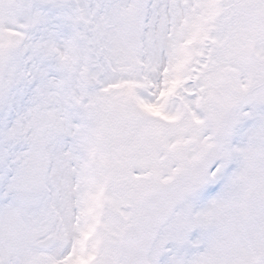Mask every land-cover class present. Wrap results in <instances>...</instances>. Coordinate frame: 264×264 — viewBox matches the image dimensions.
Returning a JSON list of instances; mask_svg holds the SVG:
<instances>
[{
    "label": "rangeland",
    "instance_id": "1",
    "mask_svg": "<svg viewBox=\"0 0 264 264\" xmlns=\"http://www.w3.org/2000/svg\"><path fill=\"white\" fill-rule=\"evenodd\" d=\"M260 50L264 0H0V264H118L142 195L196 167ZM238 120L151 264H264V108Z\"/></svg>",
    "mask_w": 264,
    "mask_h": 264
},
{
    "label": "water",
    "instance_id": "2",
    "mask_svg": "<svg viewBox=\"0 0 264 264\" xmlns=\"http://www.w3.org/2000/svg\"><path fill=\"white\" fill-rule=\"evenodd\" d=\"M86 83L90 89L98 85L93 78H88ZM252 105L264 106V80L249 88L229 106L216 133V143L207 148L193 173L170 178L143 197L140 211L121 236L120 264H149V254L162 228L180 206L208 185L212 171L220 161V151L238 125L235 120L237 111ZM50 231L49 227L33 231V243L38 249L47 251L52 248V239L48 236ZM43 237H46L44 241L37 242Z\"/></svg>",
    "mask_w": 264,
    "mask_h": 264
},
{
    "label": "bare ground",
    "instance_id": "3",
    "mask_svg": "<svg viewBox=\"0 0 264 264\" xmlns=\"http://www.w3.org/2000/svg\"><path fill=\"white\" fill-rule=\"evenodd\" d=\"M260 54H262V52L260 51Z\"/></svg>",
    "mask_w": 264,
    "mask_h": 264
}]
</instances>
